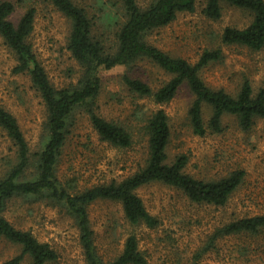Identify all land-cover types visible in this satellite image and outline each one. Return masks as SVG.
<instances>
[{"label":"rangeland","instance_id":"1","mask_svg":"<svg viewBox=\"0 0 264 264\" xmlns=\"http://www.w3.org/2000/svg\"><path fill=\"white\" fill-rule=\"evenodd\" d=\"M1 1V0H0ZM17 4L11 19L17 23L29 8H36L34 30L29 41L38 59L56 87L75 83L82 67L67 47L71 21L48 0H12ZM100 14L108 0H76ZM146 5L148 0H139ZM106 3V4H105ZM205 1L199 0L194 12H181L169 25L155 29L147 40L173 56L197 62L205 49L221 48L222 58L210 62L201 76L213 89L231 94L239 91L245 77L255 92L264 85V47L253 50L239 44H224L221 34L227 26L243 28L253 19L251 12L227 2L222 16L211 19L202 13ZM109 23L108 21H106ZM107 23L100 21V30L113 35ZM111 27V26H110ZM17 58L0 35V105L17 118L28 141L31 153L42 148L47 110L40 93L28 73H16ZM131 72L154 89L171 75L159 66L139 61L131 69L117 66L102 71V91L98 112L108 120L132 129L135 143L121 149L103 141L92 126L86 112H77L62 154L58 176L62 180L77 177L84 188L97 183L122 180L144 163L147 138L142 133V112L164 109L169 116L172 136L168 147L169 161L185 154L187 174L204 180H218L236 169L246 172L245 179L224 205L197 203L183 190L164 182L153 181L136 190L149 212L160 224L150 228L132 225L126 220L122 204L98 200L89 206L95 242L105 260L113 259L131 233L147 256L146 264H264V230L258 234L224 235L211 241V236L224 224L238 218L264 213V128L261 119L245 130L232 114L223 116L222 132L198 135L193 132L189 109L194 94L184 83L168 103L157 104L148 97L132 93L123 82V74ZM207 123L212 109L203 106ZM16 147L0 127V178L14 163ZM31 170H33L31 168ZM4 216L17 228L31 231L41 242L49 243L59 254L49 264H84L80 232L65 207L46 199L15 198L8 202ZM19 245L0 242V264L20 252ZM22 264H30L27 256Z\"/></svg>","mask_w":264,"mask_h":264},{"label":"trees","instance_id":"2","mask_svg":"<svg viewBox=\"0 0 264 264\" xmlns=\"http://www.w3.org/2000/svg\"><path fill=\"white\" fill-rule=\"evenodd\" d=\"M71 21L67 47L82 67L75 83L56 87L37 57L29 41L34 30L36 8L29 7L15 23L11 16L17 8L12 0L0 1V35L14 52L16 73H28L33 86L40 93L47 110L42 148L31 153L28 141L13 113L0 105V127L14 146V163L0 178V242L7 240L21 250L3 264H22L27 256L30 264H49L58 259V252L47 242H41L31 231L17 228L5 216L8 202L15 198L46 199L65 207L74 218L80 232L84 264H146L147 256L139 247L136 234L127 236L122 251L113 259L105 260L99 253L92 228L89 206L98 200L122 204L126 220L132 225L145 224L155 228L160 224L151 214L136 190L153 181L164 182L184 191L194 202L224 205L245 179L246 172L236 169L218 180L196 178L184 171L188 162L185 154L169 161L168 147L172 130L169 116L162 108L142 112L141 130L147 138V153L143 164L122 180L97 183L84 188L77 177L62 180L58 176L62 154L67 144L77 112H86L92 126L103 141L126 149L134 145L132 129L108 120L98 112V98L103 81L102 71L117 66L131 69L139 61L147 60L171 75L170 79L154 89L131 72L123 74L126 87L140 97H148L157 104L170 102L179 88L187 83L194 94L189 109L193 132L205 135L222 132L223 116L235 115L241 127L251 129L257 119L264 128V85L255 92L251 80L245 77L239 91L231 94L224 89H213L206 84L201 70L210 62L222 58L221 48L205 49L197 62L173 56L147 40L155 29L172 23L181 12H194L199 0H108L100 14L76 0H48ZM202 13L211 19L222 16V5L227 2L251 12L252 21L245 27L227 26L221 34L224 44H239L253 50L264 47V0H204ZM106 4V3H105ZM113 35L100 30L99 22ZM111 26V27H110ZM208 104L211 116L206 123L203 106ZM31 168L33 170H31ZM264 230V213L235 219L218 228L211 241L224 235L258 234ZM192 264H199L194 261Z\"/></svg>","mask_w":264,"mask_h":264}]
</instances>
